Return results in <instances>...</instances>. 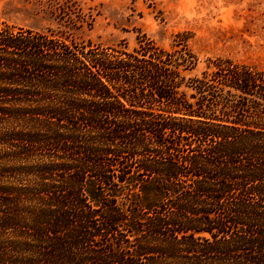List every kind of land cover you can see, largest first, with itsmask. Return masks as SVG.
Here are the masks:
<instances>
[{
  "label": "trees",
  "instance_id": "trees-1",
  "mask_svg": "<svg viewBox=\"0 0 264 264\" xmlns=\"http://www.w3.org/2000/svg\"><path fill=\"white\" fill-rule=\"evenodd\" d=\"M197 64L0 31V264H264V71Z\"/></svg>",
  "mask_w": 264,
  "mask_h": 264
},
{
  "label": "rangeland",
  "instance_id": "rangeland-1",
  "mask_svg": "<svg viewBox=\"0 0 264 264\" xmlns=\"http://www.w3.org/2000/svg\"><path fill=\"white\" fill-rule=\"evenodd\" d=\"M7 27L131 51L143 37L165 50L186 39L198 58L188 78L199 77L216 60L264 71V0L0 1V31Z\"/></svg>",
  "mask_w": 264,
  "mask_h": 264
},
{
  "label": "crops",
  "instance_id": "crops-1",
  "mask_svg": "<svg viewBox=\"0 0 264 264\" xmlns=\"http://www.w3.org/2000/svg\"><path fill=\"white\" fill-rule=\"evenodd\" d=\"M0 1H10V0H0Z\"/></svg>",
  "mask_w": 264,
  "mask_h": 264
}]
</instances>
